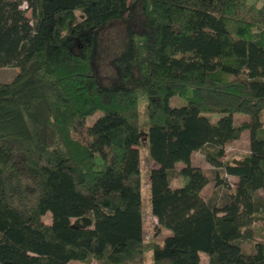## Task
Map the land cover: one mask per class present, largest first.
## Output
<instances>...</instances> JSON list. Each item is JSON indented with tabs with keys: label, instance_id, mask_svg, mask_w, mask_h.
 Listing matches in <instances>:
<instances>
[{
	"label": "trees",
	"instance_id": "obj_1",
	"mask_svg": "<svg viewBox=\"0 0 264 264\" xmlns=\"http://www.w3.org/2000/svg\"><path fill=\"white\" fill-rule=\"evenodd\" d=\"M136 4L141 32L112 63L141 84L105 87L98 37ZM0 67L18 68L0 82V264H144L140 139L151 214L170 231L149 242L152 264H264V4L0 0ZM243 131L248 151L224 158ZM196 151L216 184L219 169L236 179L221 203Z\"/></svg>",
	"mask_w": 264,
	"mask_h": 264
},
{
	"label": "rangeland",
	"instance_id": "obj_2",
	"mask_svg": "<svg viewBox=\"0 0 264 264\" xmlns=\"http://www.w3.org/2000/svg\"><path fill=\"white\" fill-rule=\"evenodd\" d=\"M250 3L257 6L264 4V0H248ZM22 9L26 10V16L29 18L30 22L33 21L31 11L26 9V3H22ZM140 11V5L136 4L130 14L120 20H112L107 24L101 31L98 37V50L95 57V68L98 78L103 86L105 87H115V86H126L130 87L135 84H141V74L139 67H136L133 71V77L124 81L118 77V72L116 67L113 65L112 60L118 56L128 51L129 36L130 33H140L142 29V22L144 17H142ZM18 72L16 67H0V82L10 81ZM170 105L180 106L184 104V101L179 100L175 97L171 98L169 101ZM143 103H140V122L143 125L144 113H143ZM219 114L213 115L211 118L216 119ZM246 116L236 115L235 122L244 119ZM93 117L88 119L92 122ZM145 137V132L143 126L141 128V137ZM144 140V139H143ZM140 139L138 144V149L140 152V168L142 174V190H141V201H142V211H143V225H142V236L146 244V251L144 254V264H152L151 250L149 249V242L156 241L161 242L163 238L170 234V231L166 228H159L157 225L156 218L151 214L150 210V192H149V174L153 167L156 166L155 162L149 158L147 150L145 148L144 141ZM248 131H243L240 137L236 140L230 141L225 146L224 158L240 157L248 151ZM191 162L194 166L202 167L207 170L209 177V182L203 189V195L205 198L210 199L212 202L221 203L226 197L228 190L235 182V178L222 173V170H217L220 178L224 180L223 184H216L214 179V169L210 164H208L203 155L199 152H194L192 154ZM180 164L177 165L179 168ZM44 219L46 221L50 220V213H46ZM255 226H260L259 222H255ZM255 238L264 241V236L260 235V232L256 230ZM235 251V249H233ZM202 263H207V256L205 253H200ZM89 264H98L95 260ZM70 264H86L77 260H72ZM88 264V263H87Z\"/></svg>",
	"mask_w": 264,
	"mask_h": 264
}]
</instances>
